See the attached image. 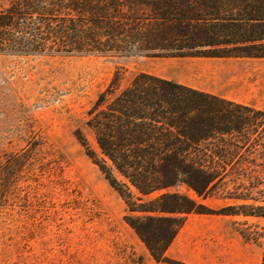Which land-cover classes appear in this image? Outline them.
Returning <instances> with one entry per match:
<instances>
[{
	"label": "trees",
	"instance_id": "1",
	"mask_svg": "<svg viewBox=\"0 0 264 264\" xmlns=\"http://www.w3.org/2000/svg\"><path fill=\"white\" fill-rule=\"evenodd\" d=\"M0 54L264 59V0H0ZM118 79L82 146L155 262L186 264L166 251L189 215L264 218V110L143 73L108 101Z\"/></svg>",
	"mask_w": 264,
	"mask_h": 264
},
{
	"label": "rangeland",
	"instance_id": "2",
	"mask_svg": "<svg viewBox=\"0 0 264 264\" xmlns=\"http://www.w3.org/2000/svg\"><path fill=\"white\" fill-rule=\"evenodd\" d=\"M142 73L264 110V59L0 54V264L157 263L125 222L123 199L82 146L86 139L97 150L87 121L100 95L118 77L111 100ZM177 190L211 210L238 203ZM234 220L256 240L244 241L263 254L264 218Z\"/></svg>",
	"mask_w": 264,
	"mask_h": 264
},
{
	"label": "crops",
	"instance_id": "3",
	"mask_svg": "<svg viewBox=\"0 0 264 264\" xmlns=\"http://www.w3.org/2000/svg\"><path fill=\"white\" fill-rule=\"evenodd\" d=\"M151 59L197 61L248 60L245 58L204 57ZM153 76L169 80L157 75ZM178 84L224 98L182 83ZM235 217L227 215H189L168 247L166 256L186 264H262L263 254L260 248H256L254 245L244 241L242 235L234 226Z\"/></svg>",
	"mask_w": 264,
	"mask_h": 264
}]
</instances>
